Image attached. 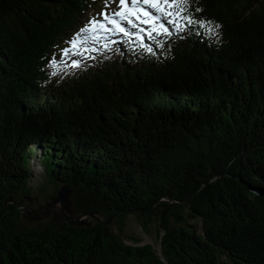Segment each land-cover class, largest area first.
Returning <instances> with one entry per match:
<instances>
[{
    "label": "trees",
    "instance_id": "trees-1",
    "mask_svg": "<svg viewBox=\"0 0 264 264\" xmlns=\"http://www.w3.org/2000/svg\"><path fill=\"white\" fill-rule=\"evenodd\" d=\"M102 1L0 0V264H264V0H189L218 35L188 26L53 75ZM32 160L48 200L66 186L101 220L28 222ZM129 216L159 250L124 236Z\"/></svg>",
    "mask_w": 264,
    "mask_h": 264
},
{
    "label": "rangeland",
    "instance_id": "rangeland-1",
    "mask_svg": "<svg viewBox=\"0 0 264 264\" xmlns=\"http://www.w3.org/2000/svg\"><path fill=\"white\" fill-rule=\"evenodd\" d=\"M102 5L104 7L101 12V20L99 21L106 24L107 27L109 28L113 27L111 24H108L106 20H103L102 13L107 12L110 18L116 19L118 23L125 29V33L139 32L140 36L142 37V40H138L135 35H126L125 33H121L116 30H113L114 32L111 31L107 33L101 31L100 33H98L101 39H97L94 44L87 45L85 34L89 32H85L82 33L79 38L81 42L78 43L77 47L73 48L69 43L70 38H73L74 34L78 32L80 28L84 27V25L86 24L84 23L79 28H77L73 32V35L71 34V36L66 41V45L63 47V49L69 48V51L67 54L61 52V57L59 60H57L58 63L56 70L59 71L62 68L68 69L69 67H72L71 65L73 60H76L78 63H80L83 60L92 58L93 55L100 56L101 54H106V52L111 51L112 47L121 49L122 46H130L131 48H134L139 45H147L149 42V38H152L153 40L157 41L156 33H152L151 36L148 35V32L150 31L148 25L138 24L137 21H134V23L138 24V27H133L132 24H129L127 20L121 19L120 17H112V13L115 12L118 8V0H107V3L106 0H103L102 3L96 6L94 10L91 7L93 10V14H97L98 11L101 9ZM143 6L147 8L148 11H150L153 15L158 17V23L163 24L171 32H177L175 30V25L169 24L168 19L165 18L163 14L157 12L155 9L149 7L148 5H143ZM86 17L87 15L85 14V18ZM105 42H107L108 45L106 48L104 47ZM47 181L48 180L43 171V167L40 166L37 161L32 160L31 176L28 181V186L31 188L32 192L30 195L24 196L25 204L22 207L23 210L22 214L25 217V219L30 223H35V222L38 223L45 219H51L54 222L64 221L63 214L61 213L60 202L54 203L51 200H48L45 196L46 191L44 190L45 189L48 190V188L50 187ZM63 187L61 185V188ZM55 196L56 195H54L53 197ZM67 202H68V209L71 211V213L66 209H63L62 211L71 220L75 219L74 217L76 216H81L82 217L81 220L84 221V223L91 224L93 221H96V219L99 220L101 219L99 215L96 214L91 217V216H85L84 214L81 215L75 213L71 202V191L67 195ZM122 223H123L124 236L126 237L129 236L130 238L138 239L139 242L135 243L136 245H142L148 243L153 245L155 249L158 250L160 249L159 242L161 237L159 233H158L159 235H157V230H156L157 226L154 222L148 223L146 226H144L145 228H143V226L140 225V221L134 219L132 216H129L128 218L126 217V219L124 218ZM188 223L189 225L194 226L197 229V231L200 230V223L197 222L196 220L190 219L188 220ZM109 224L112 226V228H115V224L113 223H112L113 225L111 223ZM125 242L127 244H133V240L131 239L126 238Z\"/></svg>",
    "mask_w": 264,
    "mask_h": 264
},
{
    "label": "snow or ice",
    "instance_id": "snow-or-ice-1",
    "mask_svg": "<svg viewBox=\"0 0 264 264\" xmlns=\"http://www.w3.org/2000/svg\"><path fill=\"white\" fill-rule=\"evenodd\" d=\"M107 3V0H106ZM143 5H148L149 7L155 9L157 12L163 14L165 18L168 19L169 24L175 25V30L177 32L184 31L188 26L198 25L200 28L206 31L212 32L218 35L216 32L221 25L214 23L213 21H208L205 19L194 18L191 12H189V0H118V8L112 13V17H120L121 19L127 20L129 24L133 27H138V24L148 25L150 31L148 35L151 36L152 33L163 36H171V31L166 28L163 24L158 23V17L153 15L147 8ZM202 9L199 7L195 8V12L199 13ZM103 20H106L108 24L113 27L109 28L106 24L96 19H90L84 27L80 28L76 32L73 38L70 39L69 43L73 48L77 47L82 33L89 32L93 34V39H101L98 35L101 31L107 33L113 30L125 33V29L118 23L114 18H110L107 12L102 13ZM137 21V23H134ZM126 35H135L138 40H142L139 32L136 33H125ZM107 42H105L104 47L106 48ZM146 50L151 53L152 48L150 46H144ZM157 47H163V44L157 41ZM64 54H67L69 48H64L61 50ZM62 59V58H61ZM58 61L53 57L48 61V64L53 68V75H56V67ZM72 67H78L79 63L76 60L72 61Z\"/></svg>",
    "mask_w": 264,
    "mask_h": 264
},
{
    "label": "water",
    "instance_id": "water-1",
    "mask_svg": "<svg viewBox=\"0 0 264 264\" xmlns=\"http://www.w3.org/2000/svg\"><path fill=\"white\" fill-rule=\"evenodd\" d=\"M70 192V190L68 189V187H63L60 188L55 197H52L50 200L52 202H60L61 204V213L63 214V220L67 223H69L70 225H81V226H89V224L84 223V221L81 220V216H76L74 217L75 219L71 220L69 217H67L64 213H63V209H66L67 211H69L71 213V211L68 209V202H67V195ZM82 215V214H81ZM85 216H94V213H84ZM115 216V214H113L110 218H108L107 220L104 221L105 224H108L111 222L112 218ZM101 220V219H100ZM96 221H99V219H96Z\"/></svg>",
    "mask_w": 264,
    "mask_h": 264
},
{
    "label": "bare ground",
    "instance_id": "bare-ground-1",
    "mask_svg": "<svg viewBox=\"0 0 264 264\" xmlns=\"http://www.w3.org/2000/svg\"><path fill=\"white\" fill-rule=\"evenodd\" d=\"M124 24V23H123ZM131 30V29H130ZM114 32V31H113ZM192 32V31H191ZM127 33V32H126ZM117 35V34H116ZM121 37V36H120ZM126 38V37H125ZM112 40V39H111ZM122 40V39H121ZM124 41V40H123ZM128 41V40H127ZM118 42H120V41H118ZM122 42V41H121ZM129 42V41H128ZM125 43H127V42H125ZM110 45V44H109ZM126 45V44H125ZM114 46V45H113ZM128 52V51H127ZM101 56V55H100ZM103 59V58H102ZM98 64H99V62H98ZM100 65H101V63H100Z\"/></svg>",
    "mask_w": 264,
    "mask_h": 264
}]
</instances>
